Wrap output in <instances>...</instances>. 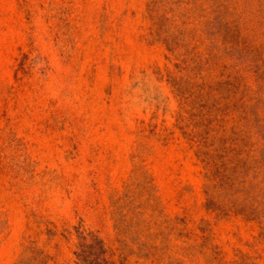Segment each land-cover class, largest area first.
Returning a JSON list of instances; mask_svg holds the SVG:
<instances>
[{
    "label": "rangeland",
    "instance_id": "374dc122",
    "mask_svg": "<svg viewBox=\"0 0 264 264\" xmlns=\"http://www.w3.org/2000/svg\"><path fill=\"white\" fill-rule=\"evenodd\" d=\"M262 160L264 0H0V264H264Z\"/></svg>",
    "mask_w": 264,
    "mask_h": 264
},
{
    "label": "trees",
    "instance_id": "16d2710c",
    "mask_svg": "<svg viewBox=\"0 0 264 264\" xmlns=\"http://www.w3.org/2000/svg\"><path fill=\"white\" fill-rule=\"evenodd\" d=\"M213 13H216V17L212 19V21H209L208 24H211L214 30H216L217 35H221V29L218 26L219 23H221L224 20L223 12L219 10H215ZM157 33L160 36L165 33L166 31L164 30L165 24L167 22V18L164 17L163 15H159L157 17ZM212 22V23H211ZM224 37L222 36V39ZM161 39V38H160ZM162 42L168 47L169 51H172L173 47L178 46V38L177 36H166V38L161 39ZM175 81V80H174ZM178 84L177 92L183 96L184 99H193V100H198L200 101L203 100L204 97L209 96L211 93L218 92L222 87L224 86H232V82L230 80H224L220 82L217 85H212V84H207L206 82H202L199 85H196V88L194 84H188L186 88L184 87L183 89L181 88V83L178 81H175ZM191 87L194 88L193 92L189 89ZM261 166L260 169L264 171V160L260 161ZM218 174L216 175L217 177L220 178L221 180V186L227 187L230 191L232 190V193L230 191V194L234 196L237 193L236 189H233L234 186L233 184H230L231 182V177L230 176H225L223 174ZM216 204L213 203L212 200H210L207 204V209L211 211H218L220 208L219 206H215ZM233 209L235 210V213L237 215H243V208L240 206H234ZM77 233V238H78V244H77V251L75 253L76 259H77V264H91L92 262H100L101 257H103L106 253L104 244L103 242L99 239V237L92 233V232H86L85 230H82L80 228H77L76 230ZM95 264V263H94ZM106 264V262H105Z\"/></svg>",
    "mask_w": 264,
    "mask_h": 264
}]
</instances>
